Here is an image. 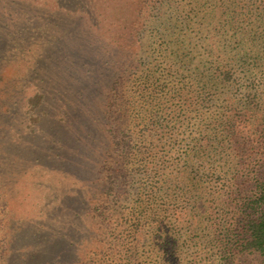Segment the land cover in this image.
<instances>
[{"label": "rangeland", "instance_id": "obj_1", "mask_svg": "<svg viewBox=\"0 0 264 264\" xmlns=\"http://www.w3.org/2000/svg\"><path fill=\"white\" fill-rule=\"evenodd\" d=\"M7 1L0 0V264H264V254L235 245L242 235L228 195L224 219L178 215L174 242L171 228L150 229V213L137 209L150 190L164 201L163 163L177 159L164 127L150 129L157 100L145 94L159 82L139 84L136 66L155 70L152 22L174 24L171 12L182 9L195 22L196 2L204 10L210 3L103 0L92 21L105 25L107 16L106 38L95 37L104 50L84 30L90 4Z\"/></svg>", "mask_w": 264, "mask_h": 264}, {"label": "trees", "instance_id": "obj_2", "mask_svg": "<svg viewBox=\"0 0 264 264\" xmlns=\"http://www.w3.org/2000/svg\"><path fill=\"white\" fill-rule=\"evenodd\" d=\"M205 1L211 7L204 10L197 1L195 22L191 11L182 8L180 13L170 14L174 24H165L159 21L161 18L152 22L151 38L158 43L154 57L150 56L155 70L136 66L139 84L144 80L159 82V90L153 88L154 92L145 94L157 100L155 116L149 117L150 129L158 122L159 128L164 127L168 153L177 159V165L171 160L163 163L167 171L165 202L158 199L162 194L157 197L150 190L148 204L137 209L139 214L150 213V229L158 230L161 225L171 228L168 235L174 242L181 232L174 227L178 215L190 217L193 213L194 218L196 213L207 216L216 212L226 217V202L231 197L237 221L234 226L242 235L235 245L264 254V1L260 0L262 7H254L253 0L250 6L247 0ZM228 1L231 5L226 6ZM102 2H78L86 7L90 4L87 10H93L88 12L90 24L84 27L92 39L106 38L109 28L105 15H101L105 25L92 21ZM118 2L122 3L121 10H126L124 2ZM243 151L247 153L246 163L252 167L254 189L250 196L243 188L248 176L241 167ZM258 162L262 164L255 166ZM168 245L165 239V247Z\"/></svg>", "mask_w": 264, "mask_h": 264}]
</instances>
